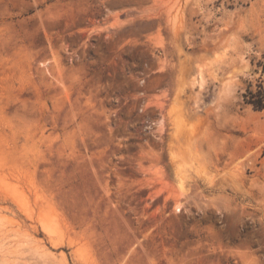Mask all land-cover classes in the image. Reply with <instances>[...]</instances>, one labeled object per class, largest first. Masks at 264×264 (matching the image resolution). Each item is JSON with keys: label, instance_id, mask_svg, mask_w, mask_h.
<instances>
[{"label": "rangeland", "instance_id": "374dc122", "mask_svg": "<svg viewBox=\"0 0 264 264\" xmlns=\"http://www.w3.org/2000/svg\"><path fill=\"white\" fill-rule=\"evenodd\" d=\"M264 0H0V264H264Z\"/></svg>", "mask_w": 264, "mask_h": 264}, {"label": "trees", "instance_id": "16d2710c", "mask_svg": "<svg viewBox=\"0 0 264 264\" xmlns=\"http://www.w3.org/2000/svg\"><path fill=\"white\" fill-rule=\"evenodd\" d=\"M245 97L246 103L250 104L254 110H262L264 108V93L261 88L254 93L248 91Z\"/></svg>", "mask_w": 264, "mask_h": 264}, {"label": "bare ground", "instance_id": "6f19581e", "mask_svg": "<svg viewBox=\"0 0 264 264\" xmlns=\"http://www.w3.org/2000/svg\"><path fill=\"white\" fill-rule=\"evenodd\" d=\"M0 229H1V227H0Z\"/></svg>", "mask_w": 264, "mask_h": 264}]
</instances>
